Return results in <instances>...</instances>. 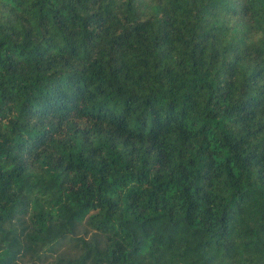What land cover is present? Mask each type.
<instances>
[{
	"label": "trees",
	"instance_id": "trees-1",
	"mask_svg": "<svg viewBox=\"0 0 264 264\" xmlns=\"http://www.w3.org/2000/svg\"><path fill=\"white\" fill-rule=\"evenodd\" d=\"M0 264H264V0H0Z\"/></svg>",
	"mask_w": 264,
	"mask_h": 264
}]
</instances>
